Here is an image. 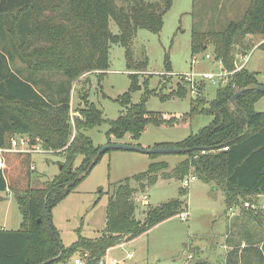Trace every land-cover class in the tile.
I'll list each match as a JSON object with an SVG mask.
<instances>
[{
  "label": "trees",
  "instance_id": "obj_1",
  "mask_svg": "<svg viewBox=\"0 0 264 264\" xmlns=\"http://www.w3.org/2000/svg\"><path fill=\"white\" fill-rule=\"evenodd\" d=\"M172 2L0 0V149L8 150L12 138L26 136L31 148L39 145L45 152H55L64 158L60 172L49 184L33 188L32 154L11 151L2 154L0 194L13 195L22 221L18 230L0 229V264H70L73 256L82 258L84 264H97L108 251L179 215L181 202L175 200L148 209L143 224L135 218L134 194L154 185L158 174L168 169L167 163L153 162L145 172L132 177L138 184L137 190L129 186L128 180L114 188L106 204L104 229L98 238L78 235L69 247L60 245L59 248L60 240L50 219L52 209L70 194L101 148L94 147L83 131L100 126L104 122L102 112L90 103L89 94L82 91L76 110L79 117L72 118L73 84L89 74L98 72L99 77L105 74L111 45L125 49L128 70L146 71L147 60L133 61L131 41L139 29L158 34ZM110 21L116 25L118 34L110 32ZM255 36L264 39V0H251L243 18L230 22L221 32L202 33L193 27L190 54L192 57L203 54L212 46L214 60L224 72L231 73L238 57L249 49L246 38ZM258 48L264 51V42ZM236 49L244 52L239 55ZM16 63L19 69L13 68ZM164 72H171L168 55L164 58ZM51 76L59 78L58 82L45 79ZM128 77L130 86L119 99L125 112L108 122L107 144L120 143L126 135L137 141L148 125L178 127L194 116H211L207 126L181 142L153 147L192 150L181 154L186 158L176 166L172 176L161 175L180 181L188 175L194 176L223 193L224 213L239 209L240 215L233 220V225L234 221L246 224L251 221L264 228V207L251 210L243 206L245 202L251 203L248 199L264 198V113L253 109L264 96L253 88L264 86V80L258 81L256 73L242 68L228 76L226 84L216 90L207 109L202 107L206 102L199 96L201 87L197 85L198 96L190 99L189 113L181 116L149 112L146 102L151 92L146 81L140 102L130 105V96L140 90V85L136 74ZM187 85L179 80L177 91L160 99L185 97ZM242 89L248 91L230 106L231 97ZM224 147L228 149L224 151ZM77 157L82 160L74 168ZM179 193L184 192L181 189ZM47 217L52 234L47 228ZM230 242L231 238L225 241ZM230 249L223 264H264V241L252 242L247 236L245 243L242 241ZM186 264L214 263L191 256Z\"/></svg>",
  "mask_w": 264,
  "mask_h": 264
},
{
  "label": "rangeland",
  "instance_id": "obj_2",
  "mask_svg": "<svg viewBox=\"0 0 264 264\" xmlns=\"http://www.w3.org/2000/svg\"><path fill=\"white\" fill-rule=\"evenodd\" d=\"M151 1V0H149ZM251 0H173L170 10L163 17V26L158 34L145 29L137 30L130 44L132 59L136 62L147 60L144 72H131L127 69L125 49L119 45H111L109 49V68L102 77L99 73L86 75L73 84L70 92L71 117H79L81 92L89 94L88 100L102 112L104 122L91 130L83 131L89 137L94 147L104 146L107 142L105 133L109 129L108 122L115 120L125 112L119 103L120 97L130 86L129 74H136L140 90L130 96V105L140 102L147 89L151 92L146 109L149 112L166 115H185L190 110V99L194 96L188 91L185 97L172 96L162 101L160 97L169 96L177 91L176 85L181 76L196 74H219L223 72L219 62L214 60L212 46H208L203 54L192 57L190 54L191 30L202 33H217L223 31L232 21L243 18ZM121 5V2L118 3ZM109 30L118 34L116 25L110 21ZM249 49L245 54L248 58L244 68L256 73L258 81L264 80V51L258 46L264 39L258 36L246 38ZM241 55L244 51L236 49ZM168 55L171 72H164V58ZM208 56L209 58H205ZM239 60V57L237 61ZM19 63L14 65L17 68ZM47 80L58 82L57 77H45ZM201 87L199 96L205 100L204 109L214 100L216 90L224 86L228 76L224 77L222 85L196 78ZM216 81V79H215ZM199 106V107H200ZM82 108V107H81ZM256 113H264V96L254 104ZM212 120L208 115H197L187 124L178 127H154L148 125L141 135V147L153 149L162 143H178L187 136L197 133ZM134 143L129 135L120 140V144ZM37 147V145H35ZM31 155L32 187L42 188L49 184L60 172L64 158L57 153L45 152L41 146ZM186 156L174 153L145 155L133 151L111 150L101 156L89 174L82 176L75 184L70 194L56 205L51 213V223L57 232L60 245L69 247L77 240L78 235L84 238H98L105 224V209L107 201L114 188L128 180L131 188L138 189V184L132 179L134 175L143 173L149 164L164 162L168 169L158 174L157 182L147 186L143 193L139 190L133 196L135 203V218L142 224L148 209L162 206L171 201L179 200V213L187 211V221L180 220L178 214L154 227L139 238L122 244L109 251L110 257L116 258L119 264H186L188 256L214 264H223L228 251L232 247L246 242L249 236L252 242L264 241V228L251 221H234L240 215L239 209L224 213L225 202L221 191L211 185L195 180L187 189L175 177L165 179L161 174L173 175L176 166L185 160ZM77 157L74 168L81 163ZM191 175L184 179H189ZM183 194L180 195V190ZM145 195L148 205L137 201ZM250 201L253 205L261 206L264 198ZM233 213V214H232ZM22 216L13 195L0 194V229L15 231L20 228ZM232 224V225H231ZM231 238L230 244L225 243ZM226 246L227 248H224ZM133 258L128 260L127 254ZM76 256L71 258L74 260ZM70 262V264H72Z\"/></svg>",
  "mask_w": 264,
  "mask_h": 264
},
{
  "label": "built area",
  "instance_id": "obj_3",
  "mask_svg": "<svg viewBox=\"0 0 264 264\" xmlns=\"http://www.w3.org/2000/svg\"><path fill=\"white\" fill-rule=\"evenodd\" d=\"M205 58H209L208 56H206ZM248 58L246 55L243 56H239V60L236 62L235 65V70L231 73H227V72H221L219 74L213 75V74H196V75H186V76H181L179 78L180 81L186 82L188 91L190 92V94L194 97L198 96V90H197V84L198 82H196V78L201 79V82L204 80L210 81L211 83H218L219 85H222L224 82V77L230 76L235 72L240 71L242 68H244L245 63L247 62ZM216 79V81H215ZM39 145H37L38 147ZM36 146H34L33 148H31L29 146V139L26 136H17L11 139V144H10V149L8 150H1L0 149V172L3 170V159H2V154L4 152H27V153H36L38 152V149L35 150L37 148ZM228 148L224 147L223 150L226 151ZM31 169L33 170L34 167L32 166ZM196 178L194 176H190L189 179H183L181 180L182 183V188L183 189H187L189 187V184L193 181H195ZM141 199V203L148 205V198L145 195H142L141 198H137V201H140ZM244 208H249L251 210H256L258 207L256 205H253L249 202H245L243 204ZM264 207V201L263 204L261 205V208ZM233 214V213H232ZM179 218L181 221L185 222L187 221L188 217H189V213L187 211H182L179 213ZM244 245L242 244V247ZM122 247V244L119 246ZM224 248H227L226 246H224ZM133 258V254L132 253H128L127 254V259L130 260ZM190 258V257H189ZM72 264H84V261L82 258H76L74 259V261L72 262ZM97 264H119L118 260L116 258L110 257L109 255V251L102 256L99 260Z\"/></svg>",
  "mask_w": 264,
  "mask_h": 264
},
{
  "label": "water",
  "instance_id": "obj_4",
  "mask_svg": "<svg viewBox=\"0 0 264 264\" xmlns=\"http://www.w3.org/2000/svg\"><path fill=\"white\" fill-rule=\"evenodd\" d=\"M253 90L264 94V86H255L253 88ZM246 91H248V89H242L238 92H236L230 99L229 104L230 106H234L236 100L238 99L239 96H241L243 93H245ZM111 150H123V151H133V152H138L141 154H145V155H154V154H162V153H174V154H183L186 152H190L192 151L191 149H179V148H153V149H144V148H140L138 146H133V145H128V144H120V143H110V144H106L104 146H101V148L98 150L96 156L94 157L91 166L83 173L82 176H86L87 174H89V172L91 171L93 165L97 162V160L100 158V156L102 154H104L105 152L111 151ZM193 150H199V151H203L202 148H194ZM71 169L68 170V172H70ZM75 181V180H74ZM73 182H70L69 185H72ZM45 216H47L46 211L44 210ZM47 228L49 230V232L52 234V229L50 226V223L48 221V217H47ZM58 242V241H57ZM59 248L60 244L58 242Z\"/></svg>",
  "mask_w": 264,
  "mask_h": 264
},
{
  "label": "crops",
  "instance_id": "obj_5",
  "mask_svg": "<svg viewBox=\"0 0 264 264\" xmlns=\"http://www.w3.org/2000/svg\"><path fill=\"white\" fill-rule=\"evenodd\" d=\"M82 79V78H81ZM73 90V89H72ZM140 142V138H139V140H137V141H134V143H128V145H133V146H138V147H140V148H144L143 146L141 147V143H139ZM107 144V142L105 143V145ZM192 176V175H191ZM197 180V179H196ZM11 231V230H10ZM13 231V230H12ZM189 257H191V255H189L188 256V258Z\"/></svg>",
  "mask_w": 264,
  "mask_h": 264
}]
</instances>
